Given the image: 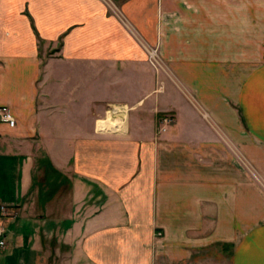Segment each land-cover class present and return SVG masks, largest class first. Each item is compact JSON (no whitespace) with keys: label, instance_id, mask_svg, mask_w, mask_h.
<instances>
[{"label":"crops","instance_id":"0c3cea01","mask_svg":"<svg viewBox=\"0 0 264 264\" xmlns=\"http://www.w3.org/2000/svg\"><path fill=\"white\" fill-rule=\"evenodd\" d=\"M0 107V264H264V0H0Z\"/></svg>","mask_w":264,"mask_h":264},{"label":"built area","instance_id":"2783aa9c","mask_svg":"<svg viewBox=\"0 0 264 264\" xmlns=\"http://www.w3.org/2000/svg\"><path fill=\"white\" fill-rule=\"evenodd\" d=\"M149 63L154 68L155 65L159 67V62L157 63V55L155 52L151 51L149 53ZM115 108H111L109 112H113ZM121 112H118V114L114 115L115 119L121 118L124 113L123 109L118 108ZM0 123L7 125L9 128L13 129L15 127V120L12 117L10 111L8 108L0 107ZM172 123V118L169 116H165L161 119V124L163 126H168ZM7 209L4 205L0 204V251H2L6 247V230H5V217ZM160 235V233H158Z\"/></svg>","mask_w":264,"mask_h":264},{"label":"rangeland","instance_id":"374dc122","mask_svg":"<svg viewBox=\"0 0 264 264\" xmlns=\"http://www.w3.org/2000/svg\"><path fill=\"white\" fill-rule=\"evenodd\" d=\"M142 46V47H141ZM140 46V48L142 49V52L144 53V55H145V58H146V62L148 63V65L153 69V70H155L156 72H159V73H162L164 76L166 75L164 72H163V67L161 66V62H160V53H159V51H158V49H157V47L155 46V47H149V46H145V45H141ZM151 51H153V52H155L156 53V55H157V58H158V60H157V63L159 62V67L157 66V65H155V67L153 68L151 65H150V63H149V53L151 52ZM171 85L173 86L174 84L173 83H171ZM120 108V109H123L124 111H125V109H126V107H119V106H109V108H108V111L111 109V108ZM117 110H119V109H114V111L113 112H115V111H117ZM113 112H109V113H107V116H106V118L109 116V115H112L111 113H113ZM117 119H119V120H121L120 118H117Z\"/></svg>","mask_w":264,"mask_h":264},{"label":"bare ground","instance_id":"6f19581e","mask_svg":"<svg viewBox=\"0 0 264 264\" xmlns=\"http://www.w3.org/2000/svg\"><path fill=\"white\" fill-rule=\"evenodd\" d=\"M115 109H118V108H115ZM118 112H121V111L117 110V111L112 113L111 117H110V115L108 116V123L110 122L109 128H110L111 125H113V127L118 128L119 130H121L123 128V123H124L123 120L125 119L124 118L125 115H124V113H122V115H123V119L122 120L115 119L114 115L118 114Z\"/></svg>","mask_w":264,"mask_h":264}]
</instances>
